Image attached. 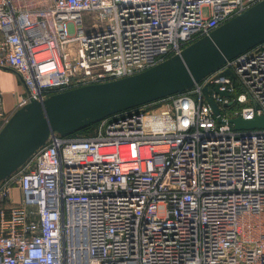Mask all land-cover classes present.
<instances>
[{"label":"built area","instance_id":"2783aa9c","mask_svg":"<svg viewBox=\"0 0 264 264\" xmlns=\"http://www.w3.org/2000/svg\"><path fill=\"white\" fill-rule=\"evenodd\" d=\"M259 1L0 0V69L25 85L17 110L138 74ZM257 116L264 41L91 133L51 132L0 180V264H264V128L231 122Z\"/></svg>","mask_w":264,"mask_h":264},{"label":"water","instance_id":"95a60500","mask_svg":"<svg viewBox=\"0 0 264 264\" xmlns=\"http://www.w3.org/2000/svg\"><path fill=\"white\" fill-rule=\"evenodd\" d=\"M262 41L264 0L188 45L181 54L138 74L56 93L43 102L31 100L0 129V180L43 146L51 132L72 134L117 112L185 91L227 60ZM210 93L204 88V95L217 115L218 107ZM231 122L235 129L264 128V116L251 120L234 118Z\"/></svg>","mask_w":264,"mask_h":264},{"label":"crops","instance_id":"0c3cea01","mask_svg":"<svg viewBox=\"0 0 264 264\" xmlns=\"http://www.w3.org/2000/svg\"><path fill=\"white\" fill-rule=\"evenodd\" d=\"M0 91H2L3 109L7 115H12L20 98L26 95L21 77L9 68L0 69Z\"/></svg>","mask_w":264,"mask_h":264},{"label":"rangeland","instance_id":"374dc122","mask_svg":"<svg viewBox=\"0 0 264 264\" xmlns=\"http://www.w3.org/2000/svg\"><path fill=\"white\" fill-rule=\"evenodd\" d=\"M20 6H24V5H26V4H35V5H37V4H43V3H46V0H15ZM207 12V9L206 8H204V14ZM15 197H16V199L17 200H19L20 199V192H18V193H16L15 194Z\"/></svg>","mask_w":264,"mask_h":264},{"label":"trees","instance_id":"16d2710c","mask_svg":"<svg viewBox=\"0 0 264 264\" xmlns=\"http://www.w3.org/2000/svg\"><path fill=\"white\" fill-rule=\"evenodd\" d=\"M94 127H95V123L90 124V125H88V126L82 128V129H80V130H78V131L72 133V135H77V134H88V133H91V132L93 131Z\"/></svg>","mask_w":264,"mask_h":264}]
</instances>
